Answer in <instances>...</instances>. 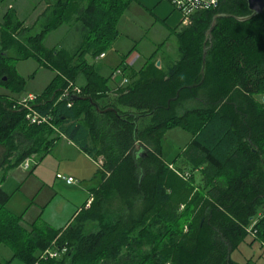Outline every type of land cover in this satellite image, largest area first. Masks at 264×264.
Returning <instances> with one entry per match:
<instances>
[{"label": "trees", "instance_id": "trees-1", "mask_svg": "<svg viewBox=\"0 0 264 264\" xmlns=\"http://www.w3.org/2000/svg\"><path fill=\"white\" fill-rule=\"evenodd\" d=\"M132 1L45 0L31 25L0 10V182L62 136L97 161L98 178L61 227L26 228L0 187V243L26 264H257L231 253L249 234L264 249V11L239 20L251 14L247 0L193 11L173 31L175 60L157 66L156 49L134 70L125 54L115 69L127 81L111 88L115 70L105 77L94 61ZM69 23L81 30L75 50L43 43ZM27 57L55 72L28 106L14 63ZM173 127L191 138L167 161L162 139ZM49 248L59 255L42 258Z\"/></svg>", "mask_w": 264, "mask_h": 264}, {"label": "rangeland", "instance_id": "rangeland-1", "mask_svg": "<svg viewBox=\"0 0 264 264\" xmlns=\"http://www.w3.org/2000/svg\"><path fill=\"white\" fill-rule=\"evenodd\" d=\"M7 6L9 8H15L19 19L24 20L25 24L31 25L37 15L44 10L46 3L45 0H9L6 7H0V10L3 12ZM81 39L82 37L79 25L76 23H69L63 24L57 29L48 32L43 43L49 48L64 47L73 51L80 44ZM165 51L168 54V62L175 60L179 55L177 40L173 34H170L169 37L164 40V44L159 49L158 54L160 56L165 55ZM108 54H110V49L108 50ZM95 62L98 67L101 60H96ZM14 63L17 72L24 80L23 88L16 94L20 97H25L28 94L42 93L55 76V72L51 68L46 67L34 57L17 59ZM162 63L165 65V60ZM112 76L115 77L114 73ZM118 76L121 77V75ZM83 80V76L81 75L77 81L78 83H82ZM121 84H124L123 80L121 81ZM190 138L191 133L188 130L180 127H173L169 129L162 139L161 152L163 157L167 161H172L177 152L184 147ZM56 142V145H53L52 150L46 155L41 156L40 154H34L30 156V166L28 169H24L22 166H19L20 168L17 167L10 171V174L15 172L17 176L25 177L23 187L27 193H34V191L38 189L33 204L26 212L21 214V222L23 226L28 229L31 228V224L36 220L46 221L48 219L49 221H53L52 223H56V226L64 225L67 220L63 217L68 215L67 211L62 214V218H58L57 222L52 217L53 210L51 207L60 203L57 201L58 198H63L62 201L67 203L71 194V198H74V201L76 202L79 201V205H82L86 202L89 196L88 188L94 187L98 183V178L94 177V172L96 170L95 163L92 165V170L87 169L86 167H83L81 171L72 169L75 168V165H78V162H74V160H65L67 157L62 158L59 155V152L64 150L63 146L66 141L58 138ZM3 153L4 148L1 146L0 161L3 157ZM69 170L75 173H82L83 176L72 173ZM56 172H59L64 176H67L69 173L72 174L75 178L74 184H66L63 180L56 177ZM6 179L7 177L2 181V183L5 182ZM7 187H9V185H7ZM80 188H83L84 190H77ZM54 193L57 195L53 197ZM37 202L44 206L38 207L34 204ZM5 206L9 208L8 204ZM231 257L238 262H244L249 259L257 264H264V249L258 241L252 240V236L249 234L239 247L233 250ZM0 264L26 263L19 257L13 256V250L8 245L0 243Z\"/></svg>", "mask_w": 264, "mask_h": 264}, {"label": "crops", "instance_id": "crops-1", "mask_svg": "<svg viewBox=\"0 0 264 264\" xmlns=\"http://www.w3.org/2000/svg\"><path fill=\"white\" fill-rule=\"evenodd\" d=\"M182 24H184L182 14L173 8V5L169 0H133L127 6L117 23L119 35L110 48V54H108V51H106L103 56L97 57L95 61L101 60V62L97 67L95 64L96 62L94 61L95 69L103 76L109 77L115 70V68L121 63L122 58L126 54L124 59L125 63L130 66L131 69L138 70L143 67L144 63L147 62L148 57H150L156 51V49H158L156 51V62L158 60L160 61V64L156 65L159 67H166L172 60L169 62L167 61L168 54L166 51L165 55L161 56L158 54V51L164 44V40H166V38H168L170 34H173L175 36L173 31L179 28ZM164 60L165 65H163L162 63ZM130 68L129 70H131ZM83 79V82L79 84H83L85 82L84 77ZM122 80V76H112L108 80L107 85L108 87L115 88L117 84L121 83ZM60 138L66 142L63 146L64 150L60 151L59 155L62 158L67 157V159L65 160H74V162H78V165H75V168L72 169L81 171L83 167H86L87 169L92 170L93 163H95L96 166L97 161L91 158L74 141L65 136H62ZM56 143L57 142L55 141L54 146L56 145ZM19 166H22L24 169L29 168H25L21 163L20 165L9 169L4 175L3 180L6 177L7 179L3 183V180L0 182V187H2L10 194V198L6 203L8 204V209L13 213L21 215L22 213L26 212L33 204L38 189L34 191V193H27L23 187L25 177L17 176L15 172L10 174V171L12 169ZM70 172L75 173L73 171ZM58 174L60 173L56 172V177L63 180L66 184H74L75 181L72 183H68L64 178L58 177ZM75 174L83 176L82 173ZM67 176L73 175L69 173L67 174ZM7 185H9V187H7ZM83 188L77 190H84ZM56 195L57 194L54 193L53 197ZM89 196L86 201H89ZM62 200L63 198H58L57 201H59L60 203L53 205L54 207H51V209L53 210L52 217L57 222L58 218H62V214L67 211L68 215H65L63 217L67 221L64 225L60 226H56V223H52L53 221H49L48 219L45 221L54 227L67 225L83 205H79V201H74L75 199L71 198V194L67 203ZM34 204H36L38 207L44 206L42 204H39L38 202Z\"/></svg>", "mask_w": 264, "mask_h": 264}, {"label": "built area", "instance_id": "built-area-1", "mask_svg": "<svg viewBox=\"0 0 264 264\" xmlns=\"http://www.w3.org/2000/svg\"><path fill=\"white\" fill-rule=\"evenodd\" d=\"M170 3L173 5V8L177 11H179L182 14L183 17V23L186 24L189 22L190 14L195 10L200 9H209L212 7H216L218 5L219 0H169ZM104 53H102L100 56H103ZM122 70L120 68L116 69L114 71V75H122ZM127 79L123 76V83H125ZM35 99V94H28L25 97H22L23 103H29L30 101ZM28 106V104H27ZM27 117L30 119V122H39L42 120H46L45 117H39L37 114H28ZM25 168L29 167V158H27L23 163ZM60 178H64L68 183H72L75 181V179L72 176H64L61 174L57 175ZM59 255V252L56 249H47L45 250L41 257H56Z\"/></svg>", "mask_w": 264, "mask_h": 264}, {"label": "water", "instance_id": "water-1", "mask_svg": "<svg viewBox=\"0 0 264 264\" xmlns=\"http://www.w3.org/2000/svg\"><path fill=\"white\" fill-rule=\"evenodd\" d=\"M247 4L249 10L251 11V14L244 17H238L239 20L249 19L253 15L259 14L264 11V0H247ZM156 64L159 65L160 61L158 60ZM263 101H264V96H263Z\"/></svg>", "mask_w": 264, "mask_h": 264}, {"label": "bare ground", "instance_id": "bare-ground-1", "mask_svg": "<svg viewBox=\"0 0 264 264\" xmlns=\"http://www.w3.org/2000/svg\"><path fill=\"white\" fill-rule=\"evenodd\" d=\"M242 21V20H241Z\"/></svg>", "mask_w": 264, "mask_h": 264}]
</instances>
